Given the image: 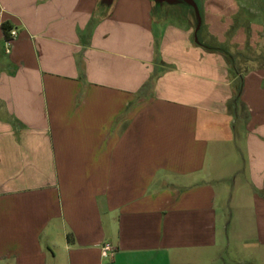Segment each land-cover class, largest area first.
Listing matches in <instances>:
<instances>
[{"label": "crops", "instance_id": "crops-1", "mask_svg": "<svg viewBox=\"0 0 264 264\" xmlns=\"http://www.w3.org/2000/svg\"><path fill=\"white\" fill-rule=\"evenodd\" d=\"M100 1L0 0V264H264V0Z\"/></svg>", "mask_w": 264, "mask_h": 264}, {"label": "water", "instance_id": "water-1", "mask_svg": "<svg viewBox=\"0 0 264 264\" xmlns=\"http://www.w3.org/2000/svg\"><path fill=\"white\" fill-rule=\"evenodd\" d=\"M117 0H101L99 8L104 14H108L114 7ZM155 17L166 16L171 7L179 6L182 8L183 13L190 15L193 19L195 26V40L200 45L208 50H215L209 48L201 38L203 29V13H202V0H152ZM186 15V16H187Z\"/></svg>", "mask_w": 264, "mask_h": 264}, {"label": "rangeland", "instance_id": "rangeland-1", "mask_svg": "<svg viewBox=\"0 0 264 264\" xmlns=\"http://www.w3.org/2000/svg\"><path fill=\"white\" fill-rule=\"evenodd\" d=\"M246 55H241L242 57H239L238 54H236L234 57H239L240 58V61H243L242 58H245L246 60V63L252 59V62L255 64V65H264V43H262V45H260L259 43V46L255 49H247L246 51ZM234 183H231V186H233ZM239 185L241 184H237L233 189H239ZM232 252V249L230 248L229 250L225 251V254L228 256L229 254H231Z\"/></svg>", "mask_w": 264, "mask_h": 264}, {"label": "built area", "instance_id": "built-area-1", "mask_svg": "<svg viewBox=\"0 0 264 264\" xmlns=\"http://www.w3.org/2000/svg\"><path fill=\"white\" fill-rule=\"evenodd\" d=\"M18 33L16 30H11L10 31V34H9V37L5 39L6 41V45H7V50L9 51V46L11 45L12 41L17 37ZM115 251V248L112 244L110 243H107L105 244L104 246V254H108V253H113Z\"/></svg>", "mask_w": 264, "mask_h": 264}, {"label": "trees", "instance_id": "trees-1", "mask_svg": "<svg viewBox=\"0 0 264 264\" xmlns=\"http://www.w3.org/2000/svg\"><path fill=\"white\" fill-rule=\"evenodd\" d=\"M3 29L5 31V38H8L9 34H10V31H11V26L8 23H4L3 24ZM226 55L228 57H230L231 59L233 58V56L230 55L229 53H227ZM239 93H240V91H239ZM237 102H238V98L233 103H231V107L235 106Z\"/></svg>", "mask_w": 264, "mask_h": 264}]
</instances>
